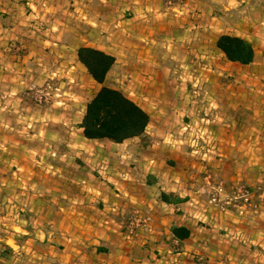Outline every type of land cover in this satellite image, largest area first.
Listing matches in <instances>:
<instances>
[{"label": "crops", "instance_id": "0c3cea01", "mask_svg": "<svg viewBox=\"0 0 264 264\" xmlns=\"http://www.w3.org/2000/svg\"><path fill=\"white\" fill-rule=\"evenodd\" d=\"M243 8L252 14L228 19ZM172 11L163 0H0V262L264 264V0ZM223 34L248 41L253 61L226 59ZM81 46L115 58L105 84L147 112L143 137H84L99 85L77 58ZM203 58L208 91L186 101L196 85L187 64ZM119 75L131 86L111 83ZM32 82L51 83L48 106L32 100ZM155 91L157 101L146 97ZM195 135L205 139L196 156ZM219 182L221 200L237 184L261 188L256 207L220 211L209 203ZM129 212L150 229L130 231ZM173 226L189 236L175 238Z\"/></svg>", "mask_w": 264, "mask_h": 264}, {"label": "trees", "instance_id": "16d2710c", "mask_svg": "<svg viewBox=\"0 0 264 264\" xmlns=\"http://www.w3.org/2000/svg\"><path fill=\"white\" fill-rule=\"evenodd\" d=\"M216 47L226 59L240 64H249L254 59L251 44L238 36L220 35ZM77 58L88 74L99 85L94 95L87 100L80 122L84 137L108 139L121 143L128 138L143 137L150 117L136 102L121 90L105 84V78L115 58L102 50L81 46ZM171 194L161 193L160 198L170 202ZM175 238L185 239L190 231L182 226H173Z\"/></svg>", "mask_w": 264, "mask_h": 264}, {"label": "built area", "instance_id": "2783aa9c", "mask_svg": "<svg viewBox=\"0 0 264 264\" xmlns=\"http://www.w3.org/2000/svg\"><path fill=\"white\" fill-rule=\"evenodd\" d=\"M185 0H165V6L167 8H181L185 6ZM33 90L32 97L35 103L39 105H48L51 102V94L49 91L41 89L32 85L30 87ZM200 130L199 132L202 134ZM193 152H197L196 144H193ZM206 180L209 182L210 177L206 176ZM210 185V183H208ZM225 188L224 182L211 185V194L209 203L218 206L221 210H225L227 206H233L236 209L238 215H243L248 209H254L257 203L253 200L254 191L261 189L255 187L254 191L245 184H237L231 188V193L225 199L221 200L220 195ZM127 225L130 231H134L136 227L142 226L143 229L149 230L150 226L146 218H141L136 212L130 214L127 218Z\"/></svg>", "mask_w": 264, "mask_h": 264}, {"label": "rangeland", "instance_id": "374dc122", "mask_svg": "<svg viewBox=\"0 0 264 264\" xmlns=\"http://www.w3.org/2000/svg\"><path fill=\"white\" fill-rule=\"evenodd\" d=\"M164 1V4H165V0ZM192 1H195V0H185V6L181 7V8H175L176 11H172L173 13H176V14H180L179 12L183 11L185 8H188L189 7V3ZM197 1V0H196ZM200 1V0H199ZM240 2V0H238ZM252 1V0H251ZM245 3H241V6H243ZM174 8V7H173ZM242 12V13H241ZM238 13L237 10H231V12H229V15H228V19L230 20H236L238 18V16L240 15H247L249 16L250 14H252L253 11H251L249 8H246V9H242V11ZM215 65L217 67V65H222L221 62H220V59H215ZM188 68H186V71H192L194 70L195 72H193V75H191L193 78H191V80L188 79V83H196L195 87L192 86V90L191 91H188L186 90V93L189 95L187 98H186V101H196V100H202L203 97L205 96L206 92L208 91V88H207V82L208 80H206L208 77H207V73H208V68H209V65H208V62H207V59L203 58V59H198V63L196 64V59H194L193 61H189L188 64H187ZM172 68L174 69H179L178 66H173ZM182 70H184V68H180ZM176 74H171V76H175ZM121 75H119L118 77L121 78V81L120 82H111V83H115V84H120V85H123L124 87H130V82L127 81L129 78H122L120 77ZM221 77V76H220ZM190 81V82H189ZM32 85H35L36 87H40L41 89H44V90H47L50 92L51 94V101H52V98H53V94H52V88H51V83H47V84H38L36 82H32L30 84V87ZM87 87L88 89H91V92L95 90V87H91L90 84H88L87 82ZM195 89L196 92L193 93V90ZM29 91H30V97L32 98V100L34 101L33 97H32V94H33V90H31L29 88ZM159 92L158 91H155L154 93H148V92H145V95L146 97H148V99H152L151 101H157L158 98H160L158 95ZM168 96L169 98L172 97L173 100L172 101H175L174 100V92L172 91H169L168 93ZM35 102V101H34ZM51 103V102H50ZM49 103V104H50ZM43 106H48V105H43ZM201 134V133H199ZM196 136V135H195ZM193 136L191 138V140L189 141V147L191 148V152L193 153V148L194 146H192L193 144H196V148H197V152L196 153H193L194 156L196 155H199V152L201 150V147L204 143V138L202 139L200 136ZM202 144V145H201ZM201 161V160H200ZM221 197V196H220ZM210 198V197H209ZM225 199V198H224ZM223 200V199H222ZM218 207V206H217ZM218 209L220 211H222L219 207ZM130 214H132L131 212H129ZM128 213V216H130V214ZM10 244L8 245H13L12 241H9ZM13 248H14V245H13ZM16 249V248H15ZM16 251V250H15ZM4 252H8L6 250H4ZM11 255L12 252H11ZM0 264H11L9 261H5V262H0Z\"/></svg>", "mask_w": 264, "mask_h": 264}]
</instances>
